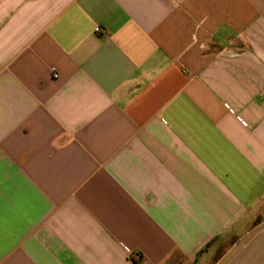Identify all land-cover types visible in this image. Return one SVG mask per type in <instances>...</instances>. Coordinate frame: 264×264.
Segmentation results:
<instances>
[{"label": "crops", "instance_id": "crops-1", "mask_svg": "<svg viewBox=\"0 0 264 264\" xmlns=\"http://www.w3.org/2000/svg\"><path fill=\"white\" fill-rule=\"evenodd\" d=\"M0 264H264V0H0Z\"/></svg>", "mask_w": 264, "mask_h": 264}, {"label": "built area", "instance_id": "built-area-1", "mask_svg": "<svg viewBox=\"0 0 264 264\" xmlns=\"http://www.w3.org/2000/svg\"><path fill=\"white\" fill-rule=\"evenodd\" d=\"M96 33H97V34H104L105 32H104L102 29L97 28V29H96ZM53 75H54L55 78H57V75L55 74L54 71H53ZM241 122H242V121H241ZM242 124H243L244 126H246V124H245L244 122H242ZM140 259H142V258H140ZM142 261H143V260H142Z\"/></svg>", "mask_w": 264, "mask_h": 264}]
</instances>
